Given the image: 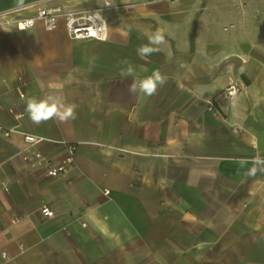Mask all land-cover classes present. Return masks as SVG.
<instances>
[{
  "label": "crops",
  "instance_id": "crops-1",
  "mask_svg": "<svg viewBox=\"0 0 264 264\" xmlns=\"http://www.w3.org/2000/svg\"><path fill=\"white\" fill-rule=\"evenodd\" d=\"M41 7L97 11L108 30L104 41H74L62 24L0 28V252L9 264H264V171L237 163L264 157V0H0V15ZM157 29L166 43L142 59L136 49ZM123 60L134 77L120 75ZM156 70L168 80L155 95L129 92ZM232 81L237 96L209 111ZM57 91L76 118L34 123L26 100ZM9 110L22 116L4 137L15 125ZM24 135L43 139L34 148L55 161L61 142L74 144L75 168L58 179L25 173Z\"/></svg>",
  "mask_w": 264,
  "mask_h": 264
},
{
  "label": "built area",
  "instance_id": "built-area-1",
  "mask_svg": "<svg viewBox=\"0 0 264 264\" xmlns=\"http://www.w3.org/2000/svg\"><path fill=\"white\" fill-rule=\"evenodd\" d=\"M40 25L45 32L55 31L60 24L67 36L74 41L79 40H96L104 41L107 38L108 25L106 19L97 11H83V12H65L57 8L41 7L35 12V15L28 18L8 19V15H0V28L12 27L16 32H26L33 30L37 25ZM242 85L238 82H230L227 87L210 98L207 102V108L211 112H217L219 108L227 103H230L240 92ZM21 99H24V94H19ZM15 125L12 128L3 130L4 137H8L10 132L18 127L17 122L21 118V113L9 110ZM24 142L29 148V152L21 154V161L24 165L23 171L31 173L33 171L42 170L44 176L49 179H58L66 176L75 168V153L76 146L74 144L61 142L64 148L65 155L59 160L55 161L43 154L40 150L34 148L40 144L43 139L37 138L33 135H24ZM2 188L7 191L5 183H1ZM108 195V191L103 192ZM43 218H52L53 213L48 206H43L40 209ZM18 219H11L10 224H17ZM0 264H9V257L6 252H0Z\"/></svg>",
  "mask_w": 264,
  "mask_h": 264
},
{
  "label": "clouds",
  "instance_id": "clouds-1",
  "mask_svg": "<svg viewBox=\"0 0 264 264\" xmlns=\"http://www.w3.org/2000/svg\"><path fill=\"white\" fill-rule=\"evenodd\" d=\"M158 2V0H154ZM166 43L161 30L157 29L155 33L148 37V44H142L137 47V54L143 59L150 56L154 52H158L159 45ZM155 45L157 47H153ZM122 64L127 65L126 68L121 69L120 75L122 77H134L135 72L129 61L123 60ZM167 76L156 70L151 75L143 79H133L129 85V92L132 94H143L145 96H153L157 93L158 88L163 87L167 83ZM207 90V86H203ZM26 112L34 123L46 122L47 120L56 118L61 122L74 120L76 118V105L69 104L65 98L57 92L48 94L44 97H32L26 100ZM237 163L243 168L245 165L251 163L253 167L248 169V175L254 176L256 172L264 171V157L257 154L250 160L247 158H240ZM199 247V245H198Z\"/></svg>",
  "mask_w": 264,
  "mask_h": 264
}]
</instances>
